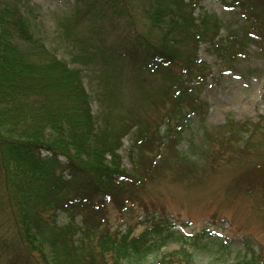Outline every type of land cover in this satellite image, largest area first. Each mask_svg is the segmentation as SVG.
Wrapping results in <instances>:
<instances>
[{"label": "trees", "instance_id": "trees-1", "mask_svg": "<svg viewBox=\"0 0 264 264\" xmlns=\"http://www.w3.org/2000/svg\"><path fill=\"white\" fill-rule=\"evenodd\" d=\"M29 1L0 0V264H199L204 256L207 264H264L252 239L239 246L208 229L187 232L142 201L132 222L138 206L129 204L177 164L196 176L204 161L226 159L240 133L233 121L230 137L203 126L208 143L190 137L183 146L193 118L204 123L208 113L199 91L210 67L198 50L207 43L234 68L251 36H264V0H231L248 26L225 36L216 13L195 15L199 0H74L61 26L77 66L36 35L22 9ZM86 67L97 71L93 91ZM129 135L127 168L119 150ZM261 164L242 174L239 190L264 195ZM110 207L129 213L124 228Z\"/></svg>", "mask_w": 264, "mask_h": 264}, {"label": "rangeland", "instance_id": "rangeland-1", "mask_svg": "<svg viewBox=\"0 0 264 264\" xmlns=\"http://www.w3.org/2000/svg\"><path fill=\"white\" fill-rule=\"evenodd\" d=\"M74 6V0H30L22 9L36 35L42 37L59 57L67 60L72 66H77L73 61L75 50L66 39L61 26L62 19L73 12ZM203 11L216 13L221 18L224 24L221 36L227 34L228 27L239 29L242 25L248 26L240 8L233 6L231 0H199L195 15ZM238 33L243 35L245 30L239 29ZM251 37L254 40L248 41L245 54L238 57L234 68L222 65L215 52L208 49L207 43H202L198 50L199 58L210 67L207 80L199 91L200 97L207 102L208 113L204 123L196 117L193 118L195 124L184 132L183 146L187 145L190 137L203 146L208 143L201 133L203 126L214 131L213 134L218 132L228 138L231 135L226 132L227 125L233 121L234 127L237 126L240 133L234 137L236 141L226 147L229 148L228 152H223L226 159H217L215 163L204 161V167L198 175L186 176L192 167L184 163L177 164L180 157L172 156V161L178 166L165 170L163 177L149 184L147 189L140 193V199H135V203L129 204L138 206L132 222L138 220L135 218L136 214L142 213L139 208L142 201L155 207H163L176 224L185 226L187 232L197 233L208 229L210 234L232 239L234 245L239 246H242L246 239H252L256 244V251L262 254L264 261L263 192L260 189L247 192L246 185L239 190L240 184L243 183L242 174H246L250 166L264 164V158L259 161L254 157L258 153L264 154V36L253 34ZM96 72L94 67L84 69L85 84L89 91L97 87ZM144 85L147 90L148 85ZM126 89L130 103L137 101L132 88L128 86ZM92 106L94 112L98 113L99 103L95 100ZM145 106L146 104L143 109ZM257 126L261 130L255 131ZM130 144L129 135L119 150L127 168L131 166L127 156ZM254 174L255 172L251 173V176ZM258 178L259 176H256L253 180ZM109 210L110 217L115 219V226L124 228L122 221L130 219L129 213L124 214L123 218L119 216L116 208L110 207ZM58 220L65 222V214L61 213ZM177 247L173 245L169 249ZM209 261V258L204 256L199 264H207Z\"/></svg>", "mask_w": 264, "mask_h": 264}]
</instances>
